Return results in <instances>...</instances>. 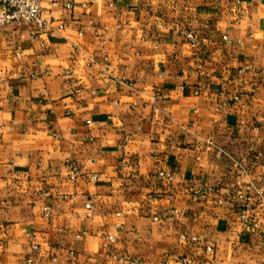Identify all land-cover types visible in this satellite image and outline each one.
<instances>
[{
  "label": "crops",
  "instance_id": "crops-1",
  "mask_svg": "<svg viewBox=\"0 0 264 264\" xmlns=\"http://www.w3.org/2000/svg\"><path fill=\"white\" fill-rule=\"evenodd\" d=\"M41 7L0 28V264H264L229 158L264 187V0Z\"/></svg>",
  "mask_w": 264,
  "mask_h": 264
},
{
  "label": "built area",
  "instance_id": "built-area-1",
  "mask_svg": "<svg viewBox=\"0 0 264 264\" xmlns=\"http://www.w3.org/2000/svg\"><path fill=\"white\" fill-rule=\"evenodd\" d=\"M53 4H56V1H52ZM64 6L66 8H71L72 3L68 1H64ZM14 22H33L36 25V28L40 32H44L48 34L50 37H55L64 29L63 22H58L56 25L53 24L51 19H47L43 15V10L41 7V0H0V28L9 25ZM185 38L188 40L189 46L191 48H196L198 46V38L192 31L184 32ZM223 40L227 43H231V41L223 36ZM104 60L107 62V58ZM108 64H105L107 67ZM14 77L24 78L25 74L23 73H13ZM36 76L35 73L30 74V77ZM127 86H132L131 82H123ZM159 97V94H157ZM231 161H233L234 165L237 169V174L235 176L238 182L245 180L246 185L244 188H240L234 195V199L239 202V205L235 212V217L237 221L240 223V226L244 230H249L252 232H256L259 229V218L256 215V206L264 204V187L257 186L255 179L250 176L247 167L243 162L234 160L229 157ZM94 160H92L93 162ZM73 173L69 176L70 179H75L78 174L77 169L73 166ZM159 178H167L170 179L172 174L166 172H159L157 174ZM98 179V174L92 173L90 175V180L96 181ZM43 195L47 196V192H43ZM59 199L66 200L69 198H73L72 194H60ZM49 207L47 205L43 206V215L48 216ZM92 206H88V210L90 211ZM86 215V213H85ZM181 238H185L184 235H181ZM107 239L110 242L115 241V236L108 235ZM192 241H196L197 238L195 236L191 237ZM261 241L264 243V235L261 238ZM35 247V246H34ZM207 249L210 250V246H207ZM123 260V258H120ZM32 259L28 258L26 260V264H31ZM182 263H186V259H182ZM128 264H139V260L137 258H132L129 260Z\"/></svg>",
  "mask_w": 264,
  "mask_h": 264
}]
</instances>
